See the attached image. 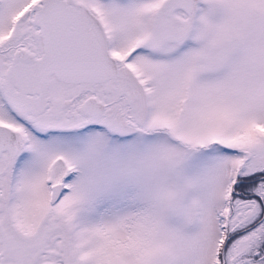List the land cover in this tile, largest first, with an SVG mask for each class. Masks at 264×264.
<instances>
[{
    "label": "snow or ice",
    "instance_id": "obj_1",
    "mask_svg": "<svg viewBox=\"0 0 264 264\" xmlns=\"http://www.w3.org/2000/svg\"><path fill=\"white\" fill-rule=\"evenodd\" d=\"M0 264H264V0H0Z\"/></svg>",
    "mask_w": 264,
    "mask_h": 264
}]
</instances>
